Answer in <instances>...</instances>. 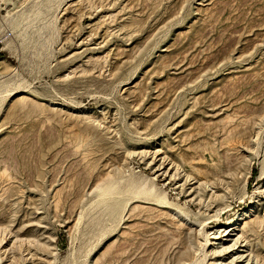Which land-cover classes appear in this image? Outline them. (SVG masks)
I'll use <instances>...</instances> for the list:
<instances>
[{
  "label": "rangeland",
  "instance_id": "obj_1",
  "mask_svg": "<svg viewBox=\"0 0 264 264\" xmlns=\"http://www.w3.org/2000/svg\"><path fill=\"white\" fill-rule=\"evenodd\" d=\"M250 209L264 264V0H0V264H209Z\"/></svg>",
  "mask_w": 264,
  "mask_h": 264
},
{
  "label": "bare ground",
  "instance_id": "obj_2",
  "mask_svg": "<svg viewBox=\"0 0 264 264\" xmlns=\"http://www.w3.org/2000/svg\"><path fill=\"white\" fill-rule=\"evenodd\" d=\"M23 90H18L13 95H21ZM141 155L149 160L155 166L157 175L175 176L178 172V164L167 154L161 147H151L141 151ZM177 178V177H176ZM112 184V183H111ZM185 183L177 184L179 189L184 188ZM189 187L185 188L186 196L193 200L195 198L194 191L200 189L206 182L203 179L193 178L188 182ZM210 188L205 193L208 200L219 195V188L215 184H208ZM102 196V195H101ZM102 198V197H101ZM165 203H168L165 201ZM252 209L241 212L236 217V222L223 225L217 224L212 226L211 231L206 233V244H208L207 255L209 264H258L250 254V240L246 236V228L254 229L259 221L252 218ZM221 212L214 210L209 218L217 220Z\"/></svg>",
  "mask_w": 264,
  "mask_h": 264
}]
</instances>
